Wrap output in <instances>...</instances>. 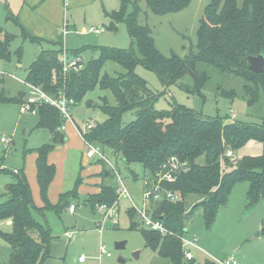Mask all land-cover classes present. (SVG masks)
Instances as JSON below:
<instances>
[{"label":"trees","instance_id":"1","mask_svg":"<svg viewBox=\"0 0 264 264\" xmlns=\"http://www.w3.org/2000/svg\"><path fill=\"white\" fill-rule=\"evenodd\" d=\"M118 1L117 10L103 9V15L108 20L107 27L114 30L118 22H124L136 49L95 47L98 56L89 59L81 70L67 74L63 80L58 78L62 70V38H59L49 42L57 45V48L43 50L30 65L26 82L49 95H56L61 89L67 98L72 99L71 105L78 104L95 88L110 91L114 103L110 104L105 96L100 97L98 108L106 118L97 122L84 135L85 139L111 150L115 156L120 155L126 166L140 164L143 176L154 174L171 156L186 162L188 169L181 172L174 182L165 184L166 188L177 192L180 199L176 202H152L149 205L152 217L160 218L173 234H183L188 229L186 221L196 209L201 211L204 226L209 227L238 182L248 184L247 206L257 205L264 196V111L261 124H244L202 116L177 103H170L168 109L158 110L154 106L156 95L149 89L147 82L135 73V67L142 65L152 70L166 86L189 75L194 85L201 88L207 75L204 71H197V64L213 66L219 73L241 77L248 101L255 102L260 89L264 95V67L261 73L251 72L246 54L264 55V0H242L240 4L237 0H212L200 19L195 50H190L184 57L162 55L155 46L150 29L137 21L140 8L136 1L128 13L126 10L130 0ZM145 1L152 13L162 15L181 10L190 0ZM6 18L11 19V14L8 13ZM14 22L19 25L16 20ZM22 34L30 40L43 41L29 36L24 30ZM13 36L4 32L5 39H0V60L9 59L8 45ZM21 54L19 48L18 57ZM107 61L118 64L124 71L116 76L103 72ZM22 99L17 94L11 97L0 95L1 103L19 102ZM87 101L85 104L88 108L94 106ZM35 110L38 116L34 128L51 134L50 143L34 149L36 181L44 206L42 209L59 214L64 210L68 198L63 199L66 195L63 192L56 203L49 201L47 192L56 168L48 162L47 157L64 139L57 129L62 118L56 108L47 104L39 105ZM128 112L133 119L125 122L123 115ZM248 141L260 142L263 145L262 154L243 156L237 165L228 166L223 171L221 161L228 162L224 154L228 150L235 152ZM200 158L203 162L197 163L196 160ZM106 171L109 175L108 168ZM0 173L11 175V180L0 193L4 198L0 202V222L8 220L11 227L9 232H0V237L9 247L6 262L0 261V264H43L49 257L52 235L47 222L35 217L39 215L45 218L41 208L34 203L25 172L23 168L16 171L0 168ZM133 176H137L135 172ZM78 184L79 177L75 187ZM115 188L101 184L95 203L110 206L117 197ZM71 193L67 196L74 197ZM191 197H196L197 202L186 212L183 202ZM89 206L92 208V205ZM141 231L145 245L159 256L169 259L173 264L195 263V259H184L180 241L175 236L160 235L146 228ZM261 233L264 234V225ZM202 264L217 263L207 259Z\"/></svg>","mask_w":264,"mask_h":264},{"label":"rangeland","instance_id":"2","mask_svg":"<svg viewBox=\"0 0 264 264\" xmlns=\"http://www.w3.org/2000/svg\"><path fill=\"white\" fill-rule=\"evenodd\" d=\"M33 1L36 3L30 6L31 11H28L21 9L23 0H0V27L14 35L8 45L9 59L0 60V95L11 97L17 94L23 98L19 102H0V138L4 136L8 140V143L0 141V168L7 170L25 168L28 172V179L36 188V181L33 178L34 170L31 165L34 151L29 150L50 143L51 140L47 142L50 138L48 131L34 130L38 116L36 110L20 112V104L29 94L28 85L20 81H27L26 75L30 65L39 58L43 50L57 48V45L46 41L39 43L24 37L23 29L12 19H6L8 13L16 14L18 21L22 19L29 24L32 31L38 34V39L58 40L62 38L60 56L64 52L66 54L79 53L84 64L89 59L98 56L95 47H112L123 50L136 49V47L130 40L124 22H118L116 29L112 30L107 27L108 20L103 19V9L117 10L118 0ZM135 1L140 8L137 21L150 29L155 46L162 55L184 57L190 50H195L200 19L206 6L212 0H190L181 10L162 15L152 13L145 0H130L127 13L132 9V3ZM241 1L237 0L238 4ZM43 6H49L52 9L50 13L54 18L49 19L43 16ZM26 13H29L28 20H25ZM35 15L42 19L34 18ZM64 16L65 20L68 18L70 26H65ZM45 23L48 26L44 29ZM90 27L99 29V32L89 31ZM83 28L86 29L85 32L82 31ZM0 39H5L2 29H0ZM19 48L22 50L20 57L17 55ZM196 68L197 71H204L207 75L201 88L194 85L189 75L183 76L177 83L166 86L152 70L142 65L135 67V73L147 82L149 89L156 95L154 106L158 110L168 109L170 103H177L191 108L202 116L224 118V122L261 124L264 111L262 89L259 91L258 99L250 103L243 89L244 80L241 77L219 73L213 66L197 64ZM102 71L116 76L124 70L118 64L107 61ZM71 72L75 71L69 73ZM66 76L68 75L65 73H58V78H63V80ZM59 92L63 91L60 89ZM104 96L110 104L114 103L110 91L95 88L88 92L78 104L70 106V113L79 127L85 129L83 123L86 121L91 120L96 124L106 118L98 108L101 104L100 97ZM86 100L94 106L88 108L85 104ZM131 119L133 116L130 112L123 115V121L128 122ZM95 144L118 169L130 198L125 195L117 196L116 200L107 206L106 211L110 214L101 231L98 221L103 216L99 210L101 203H95L100 191L89 194L85 200L79 195L77 187L65 192L63 199L68 198V202L59 214L52 210L42 209L43 205V207L37 206L41 208L45 218L39 215L35 217L41 222H47L52 235L49 257L43 264H173L169 259L159 256L145 245L142 227L133 209L131 199L135 206L143 207L142 177L144 171L142 166L140 164L126 166L120 155L115 157L111 150L98 143ZM81 151H85L84 142L73 134L69 144H62L53 152L51 160L55 162L58 176L49 187L48 198L50 200L55 201L60 192L74 186L80 170ZM262 152L263 145L260 142L248 141L235 152H231V155L228 156L227 152L224 154L228 157V162L221 161V169L224 171L228 166L237 165L239 158L243 156H259ZM196 162L202 163L203 160L200 158ZM101 164L104 165L105 170L108 168L110 171L106 178L101 175L102 185L109 184L116 187L118 179L112 168L104 161H101ZM133 172L137 176L134 177ZM91 178L93 179L94 176ZM10 180V174L0 173V193ZM247 189L246 182L236 183L231 189L227 203L218 209L214 222L209 227L204 226L200 209H196L193 214L189 215L185 225L190 233L198 237L202 248V250H195L196 259L193 264H202L207 259L222 260L228 256L236 258L238 264H264V234L261 233L264 225V196L257 205L247 206ZM69 192H73L71 194L74 197L67 196ZM33 196L35 202L41 200L38 192H34ZM3 201L4 198L0 196V202ZM83 202L92 205V209ZM195 202H197L196 197L184 199L186 212ZM69 203L77 205L73 214L67 210ZM132 224L135 225L132 226ZM65 228L67 229L64 231ZM10 230L8 220L0 222V232ZM65 232L75 236L74 239L63 235ZM33 236L36 238V235ZM119 241L125 242L124 248L120 250L115 248V243ZM100 245L105 246L109 256L104 253L99 256ZM136 252H138L137 257L134 256ZM8 253V244L0 237V261L6 262ZM80 256L81 261L78 259ZM119 256L125 262H118Z\"/></svg>","mask_w":264,"mask_h":264},{"label":"built area","instance_id":"3","mask_svg":"<svg viewBox=\"0 0 264 264\" xmlns=\"http://www.w3.org/2000/svg\"><path fill=\"white\" fill-rule=\"evenodd\" d=\"M66 31V29H64ZM89 31L99 32V29L90 27ZM61 64H62V73L68 74L70 71H79L84 67V63L82 61L81 54H66L64 52L61 55ZM13 76V75H11ZM14 77V76H13ZM28 85L29 87V94L26 97L25 101L20 104L19 110L20 112H27V111H34L35 108L42 104L50 105L58 110L61 115L62 123L57 128L59 131H63L66 128L67 123H70L74 126L78 134L83 139L85 145V151L83 152L86 158L94 159L98 161L106 162L113 170V173L118 179V185L116 186V194L117 196H128L130 198L129 192L125 185L122 182L121 177L119 176L118 169L112 163V161L103 153L101 148L88 140L85 139V134L94 128L95 123L91 120L86 121L83 123L85 125V129L79 127L72 114L70 113V106L72 104V99L67 98L64 92H59L56 95H49L44 92L39 87H36L28 82H22ZM0 141L3 143H8L6 137H1ZM227 155H231V151H227ZM188 169L186 162H182L176 156H171L166 162H164L161 167L152 175H145L142 177L143 183V191H142V202L143 207L138 208L133 203V209L136 211L138 215V219L140 221V226L142 228H146L148 230L155 231L160 235H173L180 241L182 247V253L184 259L189 261L195 258V250H202L199 245L198 237L194 233H190L188 229L184 231L183 234H173L170 230L166 228L163 221L160 218H153L151 212L149 211V205L152 202H160V201H167V202H176L180 199L177 192L166 188V183H172L176 180L177 176ZM74 204L69 205V211H74ZM107 206L105 204L99 205V210L101 214H103L102 218L98 221L100 223V231L104 227V224L109 216V212L106 211ZM65 236L68 238H73L74 236L68 233H64ZM109 256V252L106 251L104 245L99 246V256L102 254ZM79 259L82 260L80 256ZM217 264H238L237 260L234 257H229L226 259L213 260Z\"/></svg>","mask_w":264,"mask_h":264},{"label":"crops","instance_id":"4","mask_svg":"<svg viewBox=\"0 0 264 264\" xmlns=\"http://www.w3.org/2000/svg\"><path fill=\"white\" fill-rule=\"evenodd\" d=\"M36 3V1H33V0H23V2L21 3V9H25V10H28V11H31L29 9L30 6L34 5ZM45 5V4H44ZM43 9V16L45 18H54L53 15H51L50 11H52V9H50L49 6H46V7H42ZM106 10V9H105ZM108 11V10H107ZM11 15H12V20H16L18 23H19V26L31 37H35V38H38V34H36L35 32L32 31L31 29V26L29 24H27L26 22H24L22 19L18 21V18L16 17V14L14 15V13L10 12ZM37 17L39 19H42L41 17L35 15L34 18ZM29 17V13H26V16H25V20H28ZM7 19V18H6ZM103 19H105L107 21V19L104 17L103 15ZM64 21H65V26L68 25L70 26V23H69V20L68 18H66L65 20V16H64ZM48 25H46V23L44 24V29L47 27ZM72 26V25H71ZM4 32H8L6 31L5 29H3L2 27H0ZM89 30V29H88ZM30 31V32H29ZM83 32L86 31L85 28H83L82 30ZM29 32V33H28ZM41 38V37H40ZM41 40L43 41H46V42H55L57 40H51V39H46V38H41ZM14 76V75H13ZM24 82V80H21L20 83ZM75 120V119H74ZM76 122V121H75ZM36 124V123H35ZM35 127V125H34ZM34 130H42L43 129H34ZM63 135H64V139L63 141L56 145L55 148L48 154V162L51 163V164H54L55 165V162L53 160H51V156L53 154L54 151H56L60 146H62V144L64 145H67L71 142L72 140V137H73V134H75L76 136H78L82 142H83V139L81 138V136L78 134V132L76 131V129L74 128V126L70 123H67L66 125V128L63 130V131H60ZM49 133V132H48ZM50 134V133H49ZM49 140H51V134H50V138L48 139L47 142H49ZM40 146V145H39ZM38 147V146H37ZM36 148V147H35ZM35 148H31L32 150H29V151H34ZM30 149V148H28ZM28 151V152H29ZM116 157V156H115ZM35 159H36V153L34 151V156L32 157V161H31V165H32V168L34 170V175H33V178L34 180L36 181V169H35ZM90 160V162H89ZM92 161V162H91ZM94 161L96 163H94ZM99 162V163H98ZM79 167H80V170H79V173L76 177V179L79 177V184L76 186L77 187V190H78V193L80 196L84 197V200L87 198V196L89 194H92V193H98L100 191V185L102 184V177L101 175L106 178L108 175L106 174V170L103 168L104 165L101 164V161H98V160H94V159H88L86 158V156L84 155V153L81 151L80 153V161H79ZM23 168V167H22ZM56 168V166H55ZM18 168H13V171H16ZM24 172H25V175L27 177V181L29 183V186H30V189H31V193H32V197H34V192H38L39 194V188H38V185H37V181H36V188H35V185L33 186L30 179H28V172L25 170V168H23ZM82 171V174H80ZM58 176V171H57V168H56V172H55V176L52 180V182L57 178ZM91 176H94V178L92 179ZM75 179V181H76ZM75 181H74V186L69 189V190H66L64 192H67V191H70L72 190L74 187H75ZM52 182L50 183V185L52 184ZM49 185V187H50ZM48 191H49V188H48ZM63 193V192H60L59 195ZM47 196H48V192H47ZM59 197V196H58ZM58 197L55 201H53V199H49V201L54 204L57 202L58 200ZM81 197V198H82ZM34 200V199H33ZM83 200V201H84ZM53 201V202H52ZM34 203L37 205V206H42L43 203L42 201H38V202H35ZM87 202H83V204H86ZM70 204H74V211L73 212H70L69 211V205ZM69 205L67 206V210L69 213L73 214L77 208V205L75 203H69ZM92 209V208H91ZM67 228L64 229V231L66 230ZM70 230V229H68ZM64 235V233H63ZM75 237V236H74ZM231 256H228L226 258H229ZM233 257V256H232ZM225 258V259H226ZM79 259V257H78ZM196 259V255H195V258ZM236 259V258H235ZM79 261H81V259H79Z\"/></svg>","mask_w":264,"mask_h":264},{"label":"water","instance_id":"5","mask_svg":"<svg viewBox=\"0 0 264 264\" xmlns=\"http://www.w3.org/2000/svg\"><path fill=\"white\" fill-rule=\"evenodd\" d=\"M246 59L248 63V69L251 72L254 73H261L264 67V55L262 53H259L258 55H251V54H246ZM107 174V171H106ZM125 246L124 241H119L115 243V248L116 249H123ZM134 256H138V252L134 253ZM118 262L123 263L125 260L121 258V256L118 257Z\"/></svg>","mask_w":264,"mask_h":264}]
</instances>
